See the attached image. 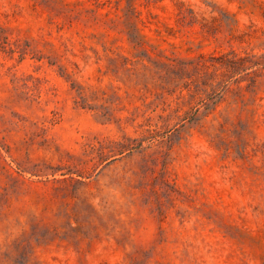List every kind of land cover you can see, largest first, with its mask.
Returning a JSON list of instances; mask_svg holds the SVG:
<instances>
[{"label": "rangeland", "instance_id": "obj_1", "mask_svg": "<svg viewBox=\"0 0 264 264\" xmlns=\"http://www.w3.org/2000/svg\"><path fill=\"white\" fill-rule=\"evenodd\" d=\"M0 264H264V0H0Z\"/></svg>", "mask_w": 264, "mask_h": 264}]
</instances>
